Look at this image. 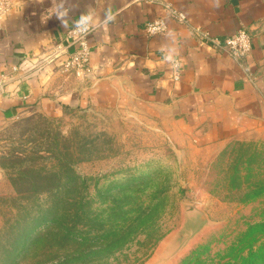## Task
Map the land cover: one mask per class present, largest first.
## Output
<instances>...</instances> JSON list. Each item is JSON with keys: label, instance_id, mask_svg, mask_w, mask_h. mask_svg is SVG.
I'll return each mask as SVG.
<instances>
[{"label": "crops", "instance_id": "obj_1", "mask_svg": "<svg viewBox=\"0 0 264 264\" xmlns=\"http://www.w3.org/2000/svg\"><path fill=\"white\" fill-rule=\"evenodd\" d=\"M0 2L9 4L0 25V125L32 111L57 114L63 106L125 109L162 115L173 137L208 148L263 124L264 96L255 75L264 59V0ZM165 3L188 22L168 17ZM65 10L58 19L55 13ZM109 12L114 19L105 23ZM85 14L92 15L94 32L83 84L62 72L63 57L42 60L55 44L67 43V32ZM159 17L166 19L167 31L148 35L147 25ZM197 29L220 39L245 30L253 50L239 62L202 42Z\"/></svg>", "mask_w": 264, "mask_h": 264}, {"label": "rangeland", "instance_id": "obj_2", "mask_svg": "<svg viewBox=\"0 0 264 264\" xmlns=\"http://www.w3.org/2000/svg\"><path fill=\"white\" fill-rule=\"evenodd\" d=\"M65 74L83 84L89 79V71L84 79ZM255 77L264 96V59ZM163 118L125 109L63 106L57 114L32 111L0 125V230L15 218L17 206H33L14 185L18 172L32 166L60 169L58 159L46 158L56 142L52 148L60 150L61 162L67 146L74 154L75 171L86 180L92 206H144L148 211L155 207L144 234L109 264H225L232 245L239 244L234 254L248 251L250 243L262 248L264 227L254 234L259 242H252L254 235L248 231L264 224V120L242 137L198 148L173 137ZM36 155L42 158L33 159ZM25 156L30 159L12 165L16 157ZM20 189L27 193L33 187ZM45 195H40L41 201H47ZM186 205L203 211L210 225L168 261L167 242L182 227ZM49 247L35 246L22 264H57L63 250L55 245V259L48 261Z\"/></svg>", "mask_w": 264, "mask_h": 264}, {"label": "trees", "instance_id": "obj_3", "mask_svg": "<svg viewBox=\"0 0 264 264\" xmlns=\"http://www.w3.org/2000/svg\"><path fill=\"white\" fill-rule=\"evenodd\" d=\"M53 146L56 142L49 147L46 158L58 159L62 163L60 169L32 166L13 178L21 197L29 198L33 206H17L15 218L7 220L0 230V264H22L28 260L32 248L40 245H50L46 252L50 256L54 254L51 248L60 245L63 251L57 264H109L130 241L144 234L155 207L148 211L144 206H92L94 201L88 199L86 180L75 171L74 154L67 146L63 163L60 150H53ZM28 158L16 157L12 165L24 163ZM39 158L42 156L36 155L33 159ZM25 185L33 189L26 193L20 189ZM42 193H46L47 201H41ZM263 227V223L255 224L248 232L252 236ZM261 231L264 233V229ZM260 239L254 235L252 242ZM250 244V249L243 254L241 251L234 254L239 244L232 245V255L225 264H264V245L258 249L255 243ZM49 259L53 261L55 257Z\"/></svg>", "mask_w": 264, "mask_h": 264}, {"label": "built area", "instance_id": "obj_4", "mask_svg": "<svg viewBox=\"0 0 264 264\" xmlns=\"http://www.w3.org/2000/svg\"><path fill=\"white\" fill-rule=\"evenodd\" d=\"M164 8L168 17L182 23H187V16L175 8L172 3H165ZM9 11V4L0 2V25L5 14ZM86 15V14H85ZM82 15V16H85ZM81 16L75 22L73 27L67 32V43L62 42L55 44L50 52L43 58L42 62H52L56 59L63 57V71L68 74H73L79 79H84L88 73L90 58H91V45L90 38L94 32V27L91 25L90 20L80 22ZM78 28L80 30H78ZM86 29L87 31H83ZM148 35H163L168 29L165 18L159 17L151 22L146 27ZM201 41L208 43L213 48L226 51V53L233 59L244 62L253 50V42L251 35L245 31L240 30L233 36L225 39H220L211 36L209 33L196 30ZM73 47L74 50L70 51ZM174 79L179 80L180 74L178 70V63H174ZM12 71L18 72L19 67H13Z\"/></svg>", "mask_w": 264, "mask_h": 264}, {"label": "water", "instance_id": "obj_5", "mask_svg": "<svg viewBox=\"0 0 264 264\" xmlns=\"http://www.w3.org/2000/svg\"><path fill=\"white\" fill-rule=\"evenodd\" d=\"M210 225L207 215L195 205L184 207V221L182 227L172 234L166 246L167 260L176 257L189 244L197 239Z\"/></svg>", "mask_w": 264, "mask_h": 264}, {"label": "clouds", "instance_id": "obj_6", "mask_svg": "<svg viewBox=\"0 0 264 264\" xmlns=\"http://www.w3.org/2000/svg\"><path fill=\"white\" fill-rule=\"evenodd\" d=\"M67 10H65V12L63 13H58L56 12L55 15L57 16L58 19H60L61 17H63L65 14H66ZM92 19V15L91 14H88V15H85V16H81V20L80 22H77L78 24L81 23L82 21H88V20H91ZM114 19V16L111 14V12H109L106 16V20H105V23H107L108 21ZM62 23H66V21H63L62 20ZM78 30H80L78 28ZM83 31H87L86 29H83Z\"/></svg>", "mask_w": 264, "mask_h": 264}]
</instances>
